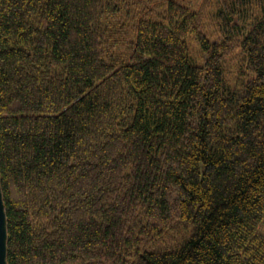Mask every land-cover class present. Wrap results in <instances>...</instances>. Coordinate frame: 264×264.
I'll return each instance as SVG.
<instances>
[{
  "label": "trees",
  "instance_id": "obj_1",
  "mask_svg": "<svg viewBox=\"0 0 264 264\" xmlns=\"http://www.w3.org/2000/svg\"><path fill=\"white\" fill-rule=\"evenodd\" d=\"M156 1L0 0L7 264H264V0Z\"/></svg>",
  "mask_w": 264,
  "mask_h": 264
},
{
  "label": "rangeland",
  "instance_id": "obj_2",
  "mask_svg": "<svg viewBox=\"0 0 264 264\" xmlns=\"http://www.w3.org/2000/svg\"><path fill=\"white\" fill-rule=\"evenodd\" d=\"M161 0H157L152 6L148 7V9H153ZM189 2V0H186ZM198 4H200V1ZM198 7V5H197ZM187 43L189 47V55L194 65H200L204 61V55H202L193 40L192 37L187 38ZM244 74L243 71L239 73L237 70H232L231 72H227V84L232 88L236 85V82L239 79V76ZM243 80V79H242ZM173 230L166 231L162 236L155 239L156 241H152L148 247V249H154L156 251H165L166 249L174 248L176 244L180 243L184 237H186V231H181L180 233L172 232ZM260 231L264 234V217L260 223Z\"/></svg>",
  "mask_w": 264,
  "mask_h": 264
},
{
  "label": "water",
  "instance_id": "obj_3",
  "mask_svg": "<svg viewBox=\"0 0 264 264\" xmlns=\"http://www.w3.org/2000/svg\"><path fill=\"white\" fill-rule=\"evenodd\" d=\"M1 183V176H0ZM0 264H7V230L5 221V210L2 200L0 185Z\"/></svg>",
  "mask_w": 264,
  "mask_h": 264
}]
</instances>
